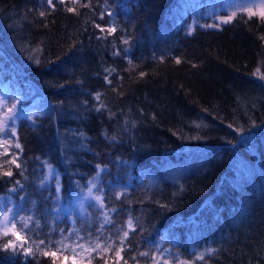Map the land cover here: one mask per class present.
Listing matches in <instances>:
<instances>
[{
  "label": "trees",
  "instance_id": "obj_1",
  "mask_svg": "<svg viewBox=\"0 0 264 264\" xmlns=\"http://www.w3.org/2000/svg\"><path fill=\"white\" fill-rule=\"evenodd\" d=\"M54 3L0 0V90L18 94L10 124L23 151L12 152L25 169L5 165L13 176H0V211L39 220L31 244L50 232L59 240V229L94 239L102 212L116 209L102 239H115L130 217L136 226L119 264H153L163 249L192 264L208 248L218 251L207 264H264V80L253 75L264 74V22L240 14L200 27L219 23L214 0H91L76 12ZM112 23L117 31L103 38L95 25ZM46 164L58 171L59 194ZM90 182L105 210L94 199L75 204ZM63 255L56 264H71ZM92 256L117 264L112 252ZM0 264L52 258L0 250Z\"/></svg>",
  "mask_w": 264,
  "mask_h": 264
},
{
  "label": "snow or ice",
  "instance_id": "obj_2",
  "mask_svg": "<svg viewBox=\"0 0 264 264\" xmlns=\"http://www.w3.org/2000/svg\"><path fill=\"white\" fill-rule=\"evenodd\" d=\"M48 8L54 10L56 8V3L54 0H46ZM57 3L64 5L66 11L68 12H76V5L79 4L80 7H91V0H88L87 3H81L80 0H71L72 7H68L65 4V0H57ZM48 14L46 11H40L39 15L41 17H45ZM109 17L113 14L110 11L106 13ZM240 14H246L249 19L252 17H258L262 22H264V0H241L234 9L227 15L223 17H216L215 19L219 20V23L213 24H205L200 25V27L205 28H220L221 24L230 23L234 18H236ZM105 13L102 12L100 14V19H103ZM96 28L100 30L101 33H105L106 35L103 38H106L107 35H112L117 31V27L114 23L109 24L106 27H102L100 24L95 25ZM195 31V27L190 25L188 27V35H191ZM264 39V37H261ZM125 45L129 43L127 39H123L122 41ZM119 53L116 52L114 55H118ZM161 61H163V57H161ZM39 63V60L36 61ZM177 64L181 63L179 58H176L175 61ZM129 64L131 65L132 62L129 60ZM106 71H115V69ZM145 73L140 72L139 76L143 77ZM254 76H258L261 80H264V74L261 73L259 67L256 68L255 72L253 73ZM105 79L108 83H111L106 76ZM96 99L100 100V94L97 93ZM19 104V100L17 99L16 102L9 104L4 97H0V149L3 151L0 152V156L3 157H10L9 159H4L0 162V176L3 177H12L13 172L11 167L5 169V165H15L17 169L21 168V164L18 163V155L16 153H10V148L14 147L19 149L21 152L23 151L22 146L18 142V139H3L4 136L10 135L12 138H16L17 132L14 126H10V122H14L17 116V105ZM103 107V105H102ZM31 119L32 117H28ZM231 127V125H229ZM199 127V125H197ZM115 139V137H113ZM98 168L100 166H97ZM103 169H101L102 171ZM23 175V171L19 173ZM54 171L52 170L51 166L49 165V177H54ZM99 175V173H98ZM15 185H19L21 188L23 187L20 185V181L16 180ZM97 188V185L94 182H90V187L88 188V197L94 199L96 204L99 206L100 209L105 210L106 205L104 203V197L101 194L93 195V189ZM17 189L14 186L9 191L15 192ZM56 192L59 194L61 192V185L59 180H56ZM123 193H117V199ZM59 198V197H57ZM23 199V197H21ZM163 207H167V205H163ZM112 211L115 212L116 209L105 210L102 212L103 215V223H101L100 228L97 229L99 233L94 239L89 233L88 237L85 238L79 234V230L72 229L65 234L64 229H59L61 236L59 240H53L51 238V232L47 237V243L45 239H39L37 243L36 240H31V244H29L30 237L28 233L32 232V227L35 225L39 227V220L35 219L33 216H23L20 215L19 212L13 207H4L2 211H0V250L3 251H11L12 253L20 252L26 259L28 257H32L35 259L37 255H42L44 257H51L52 264H56V256L57 253L61 254L62 260H68L69 257L63 255L65 252L71 253V264H92V256L93 253H96L97 256H100L101 252L108 253L112 252L114 256L117 258V264H119V260L122 259L121 252L124 251L126 242L128 241L130 232L135 231V224L133 218H129L126 222V227L122 228L119 233L117 234L116 238L113 239L111 235H108L105 239L101 237L104 236V225L105 224H112L113 221L109 216L108 212ZM19 224V228L17 225ZM52 232H55L56 229H52ZM38 236V234H35ZM75 237V239H72ZM118 241V243H117ZM168 249L159 250V258L156 256L152 257L153 264H169V259H173L174 257L165 256V253L168 252ZM217 249L208 248L205 249L203 252L196 254L195 260L192 261V264H195V261H204V264H207L206 257L213 256ZM141 256H147V252H141ZM79 257V260H77ZM103 259V257H101ZM176 264H188L187 261L179 259V257H175ZM105 264L107 261L105 260ZM125 264L127 262L125 261Z\"/></svg>",
  "mask_w": 264,
  "mask_h": 264
},
{
  "label": "rangeland",
  "instance_id": "obj_3",
  "mask_svg": "<svg viewBox=\"0 0 264 264\" xmlns=\"http://www.w3.org/2000/svg\"><path fill=\"white\" fill-rule=\"evenodd\" d=\"M214 6H211V7H209V10H212V15L211 16H213V17H223V16H227V15H225L224 14V12L222 13V15L218 12V9L220 8V9H226L227 11H232L233 9H234V7L238 4V3H240L241 2V0H214ZM223 7V8H222ZM0 97H4V98H6V100H7V102L9 103V104H11V103H14V102H16V100H17V98H18V94L16 93V92H12V93H10V94H8L7 92H4V91H1L0 90ZM17 116H18V113H17ZM10 126H11V124H10ZM3 139H9V140H12L13 138L10 136V135H8V136H4L3 137ZM13 147L12 148H10V153H13L12 151H13ZM3 150L2 149H0V152H2ZM0 158L2 159V160H4V159H9L10 157H3V156H0ZM18 163H20L19 162V160L17 161ZM45 167H46V179H48V178H51V179H53L54 181H56L57 179L59 180V177H58V171L56 170V169H54L53 167H51L52 168V170L54 171V177H49V165L48 164H46L45 165ZM21 169L23 170V171H25V169L23 168V167H21ZM30 178V177H29ZM29 179H25V182L26 181H28ZM99 190V188H98V186H97V188H95V189H93V195H96L97 193V191ZM88 200H92L91 198H89L88 197V190L87 191H85V192H83V193H81V194H79V196L75 199V204L76 205H79L80 207L83 205V203L84 202H86V201H88ZM0 204H2V201H0ZM29 205L30 206H32L31 204H30V202H29ZM9 207H11V206H9ZM33 207V206H32ZM1 208L3 209V205H1ZM56 209V208H55ZM18 212H19V214L20 215H23V216H33V214L31 213V214H26L25 212H23V210L22 209H19V208H17L16 209ZM30 211H33L32 210V208H31V210ZM55 212V211H54ZM28 213H29V211H28ZM56 213V212H55ZM17 227L19 228V224L17 225ZM28 235H30L31 236V232L30 233H28ZM81 235V234H80ZM82 236V235H81ZM72 239H75V237H73ZM71 254V253H70ZM77 260H79V257H77Z\"/></svg>",
  "mask_w": 264,
  "mask_h": 264
}]
</instances>
